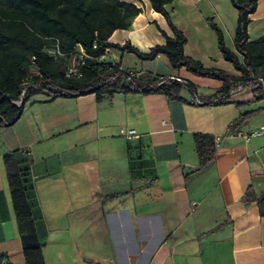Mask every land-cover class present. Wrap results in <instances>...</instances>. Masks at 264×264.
Listing matches in <instances>:
<instances>
[{"label": "crops", "instance_id": "crops-1", "mask_svg": "<svg viewBox=\"0 0 264 264\" xmlns=\"http://www.w3.org/2000/svg\"><path fill=\"white\" fill-rule=\"evenodd\" d=\"M118 1L141 11L109 44L128 43L148 54L165 44L162 33L173 37L148 0ZM167 10L186 37V57L238 76L207 24L211 19L234 52L238 12L230 0H176ZM247 34L249 42L264 36V0H258ZM108 58L138 77L189 82L194 96L185 88L183 101L121 91L100 102L92 93L31 97L20 119L0 129L2 264H25L3 162L15 151L29 161L45 264H264V198L243 203L249 187L256 198L264 194V136L239 135L264 124V100L238 91L225 104L208 105L221 81L173 70L164 55L142 61L110 49L98 62ZM250 112L255 114L227 133ZM121 128L138 138L126 140ZM194 134L216 139L215 164L199 173Z\"/></svg>", "mask_w": 264, "mask_h": 264}, {"label": "trees", "instance_id": "trees-1", "mask_svg": "<svg viewBox=\"0 0 264 264\" xmlns=\"http://www.w3.org/2000/svg\"><path fill=\"white\" fill-rule=\"evenodd\" d=\"M175 1L148 0L152 10L165 18L173 37L162 33L165 44L142 54L128 43L126 47L108 43L115 31L131 28L132 20L141 11L134 5L118 0H0V129L14 125L22 116L25 103L39 93L51 99L92 93L100 102L121 91L160 94L169 101H183L181 92L189 88L194 96V87L189 82L174 78L155 76L146 78L142 85L136 84L129 71L120 70L119 65L98 62L110 49L125 51L142 61H153L158 55H164L173 70L184 68L196 76L221 81L223 86L206 98L208 105L225 104L238 91H251L264 100V36L249 42L247 34L250 16L256 11L258 0H230L238 12L234 52L226 48L221 30L211 19L207 20L224 61L232 65L238 76L207 69L185 56L186 37L174 26L167 10ZM55 42L62 51L71 50L76 45L82 47L88 57L82 78L66 77L68 57L54 58L44 53L43 49ZM31 71L34 74H30ZM121 78H126L128 85L121 82ZM21 96L23 105L17 107L15 102ZM254 114H241L228 126L227 133L236 131ZM193 142L198 161L194 172L199 173L215 164L216 139L211 135L194 134ZM3 162L25 264H45L44 244L37 233L34 218L29 161L15 151L5 155ZM262 198L264 194L256 198L249 187L243 203L249 205ZM3 259L4 256H0V264Z\"/></svg>", "mask_w": 264, "mask_h": 264}, {"label": "built area", "instance_id": "built-area-1", "mask_svg": "<svg viewBox=\"0 0 264 264\" xmlns=\"http://www.w3.org/2000/svg\"><path fill=\"white\" fill-rule=\"evenodd\" d=\"M44 53L50 57L54 58H65L68 57V63L65 68V75L69 79H80L83 77V67L86 64L88 59L87 55L83 51L80 45H76L71 50L62 51L58 42H55L51 47H45L43 49ZM109 50L106 51L105 55L108 54ZM121 70V69H120ZM123 71V70H122ZM130 77H137L139 76L138 73L129 72ZM25 87V86H24ZM241 90V88H240ZM23 97L21 96L19 101L15 102L17 107H21L23 105ZM200 104L199 102H197ZM119 135L124 137L126 140H132L138 138V135L134 130H127L121 128L119 130ZM246 140L251 138H256L260 136H264V124H261L256 129L246 133V134H239Z\"/></svg>", "mask_w": 264, "mask_h": 264}, {"label": "rangeland", "instance_id": "rangeland-1", "mask_svg": "<svg viewBox=\"0 0 264 264\" xmlns=\"http://www.w3.org/2000/svg\"><path fill=\"white\" fill-rule=\"evenodd\" d=\"M128 58H127V62H128ZM102 64H104V65H109V64H112L111 63V61H110V59L108 58V59H104L103 61H102ZM227 64V66H231V65H229V63H226ZM129 73V72H128ZM30 74H34L33 73V71H31V73ZM146 74H144V75H142L141 77H134L133 76V79H134V81H135V83L136 84H138V85H142V83L146 80ZM120 81L121 82H124L126 85H128V80L126 79V78H121L120 79ZM59 84H61V85H65V82H63V81H59ZM95 264H97L96 262H95Z\"/></svg>", "mask_w": 264, "mask_h": 264}]
</instances>
